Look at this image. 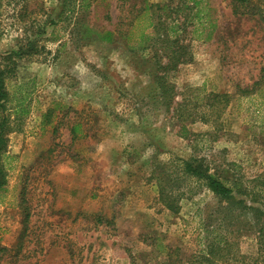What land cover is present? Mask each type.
<instances>
[{"label":"rangeland","instance_id":"374dc122","mask_svg":"<svg viewBox=\"0 0 264 264\" xmlns=\"http://www.w3.org/2000/svg\"><path fill=\"white\" fill-rule=\"evenodd\" d=\"M146 1L105 0L89 18L115 40L63 46L53 25L38 26L37 0L0 1V64L21 41L27 50L9 82L1 160L0 213L18 208L20 219L0 264H264V82L239 91L264 67V2L148 0L153 35L145 20L130 24ZM43 3L57 15V0ZM78 117L86 135L72 141ZM193 156L246 190L235 193L244 203L182 178L178 159Z\"/></svg>","mask_w":264,"mask_h":264},{"label":"trees","instance_id":"16d2710c","mask_svg":"<svg viewBox=\"0 0 264 264\" xmlns=\"http://www.w3.org/2000/svg\"><path fill=\"white\" fill-rule=\"evenodd\" d=\"M1 1V0H0ZM26 1V0H25ZM44 0H37L38 6L41 11H43V20L40 21L39 27L43 29V32H46L47 26L53 25L54 27V40L60 42V45L63 46L69 40H73L75 38L78 39H89L94 38L98 39L102 42L111 43L115 40L116 32L110 29H101L98 24L91 21L89 18V14L91 13V8H96L98 5H101L105 0H57L59 4V11L56 16H50L47 9H45ZM235 2V6L243 7L244 11H255L256 6H253V0H232ZM264 2V0H262ZM152 2L148 0L144 3V5L139 9L142 11L141 14L135 15L130 19V24L135 25L137 21L145 20L146 27L152 28L154 32L153 35L157 33L158 24L154 19V15L152 14ZM236 6V7H237ZM260 9V8H259ZM248 11V12H249ZM139 12V11H138ZM262 13L261 16L264 20V8L260 10ZM245 13V12H243ZM27 14V13H26ZM19 20L25 21V14L20 13ZM51 17V18H50ZM19 21V22H20ZM177 26H169L167 28L168 35H175L177 30ZM144 30V29H143ZM56 32L59 33L60 37H65L62 40L60 37H56ZM151 34L142 33L143 40H147L151 38ZM128 37V35H127ZM27 43H31L28 41ZM23 42L21 41L18 45L17 49H12L11 51L6 52L3 58V63L0 64V177L3 179V182H0V190L4 187V175L6 174L3 164L1 162L4 161L5 155L8 151V140L9 134L13 131V127L11 126V115L8 113V103L11 101V94L9 90V82L12 80V77L15 75V64L17 59L23 56L27 50L23 48ZM261 77L257 81L254 82V85L251 88L248 87H239V91L241 95H251L257 92L260 89L261 84L264 82V67L261 68ZM158 85H161L162 80L160 76H157ZM223 97L228 95H222ZM76 112L78 110H75ZM43 123L51 124L52 118H54V110H47L44 114ZM55 133V126H53V130ZM72 135V141L78 137H82L86 135L84 130V122L81 120V117H78L77 120L73 122L70 129ZM180 162V169L182 178H190L195 181H199L204 183L210 190H212L216 196L220 199H224L230 202L238 201L240 203H244V200H240L236 198L235 193L245 194L246 190L235 187L234 184H230L229 180L219 177L216 173H213L207 168L204 167L203 161L196 156L178 159ZM163 178H160V184L163 182ZM167 185L161 184L160 192L162 195V199L165 200L166 206L173 211L177 210L178 200H176L175 194L170 195L166 190ZM263 224V223H262ZM261 232L264 235V224L261 228ZM261 249H264V238L261 242ZM5 248V246H2Z\"/></svg>","mask_w":264,"mask_h":264},{"label":"crops","instance_id":"0c3cea01","mask_svg":"<svg viewBox=\"0 0 264 264\" xmlns=\"http://www.w3.org/2000/svg\"><path fill=\"white\" fill-rule=\"evenodd\" d=\"M9 152L8 150L6 154L8 155ZM25 152L27 153V151ZM19 215L20 210L18 208L2 207V213H0V227H10L11 229L0 236V243L8 245L14 241L15 227L17 226V221L20 219Z\"/></svg>","mask_w":264,"mask_h":264}]
</instances>
